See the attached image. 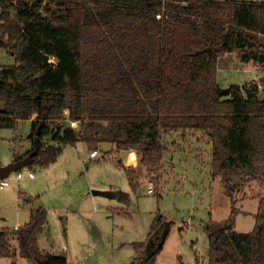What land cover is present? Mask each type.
I'll list each match as a JSON object with an SVG mask.
<instances>
[{"label": "trees", "instance_id": "16d2710c", "mask_svg": "<svg viewBox=\"0 0 264 264\" xmlns=\"http://www.w3.org/2000/svg\"><path fill=\"white\" fill-rule=\"evenodd\" d=\"M56 1L17 0L13 16L5 13L0 23L15 58L0 71V129L16 131L20 120L37 114L27 137L32 147L15 160L29 154L37 139L39 151L29 165H49L63 146L80 140L91 151L112 141L118 149L138 151L152 172L163 163L164 132L204 130L212 143V175L221 178L234 205L225 224L206 228L208 264H264V192L254 228L235 229L236 194L264 179V75L259 83L226 88L217 80L218 58L225 53L244 51L243 60L264 62V5L66 0L52 10ZM47 216L46 208H33L19 229L0 228V257L19 252L35 264H69L66 253L40 247ZM162 228L148 252L149 239ZM169 232L166 215L157 213L147 241L133 242L137 256L124 264H157Z\"/></svg>", "mask_w": 264, "mask_h": 264}, {"label": "rangeland", "instance_id": "374dc122", "mask_svg": "<svg viewBox=\"0 0 264 264\" xmlns=\"http://www.w3.org/2000/svg\"><path fill=\"white\" fill-rule=\"evenodd\" d=\"M63 1L50 4L52 10ZM260 38L264 43V35ZM5 43L0 35V64L12 65L15 58ZM243 53H225L218 58L217 80L223 88L233 83L260 82L264 62L255 58L245 61ZM260 94L263 97V92ZM31 123L22 119L16 131L0 129L3 165L31 145L27 138ZM185 134L163 135L164 162L157 171L150 172L142 164L138 151L117 150L111 142L98 148L106 156L90 158L91 149L80 140L63 146L49 165L24 166L19 170L21 179L18 171L11 172L10 185L0 188V228L14 230L15 225L30 220L31 209L44 207L48 224L39 236L43 250L66 253L69 264H124L137 256L133 242L147 241L154 217L162 213L170 232L157 264H208L206 228L225 224L234 205L221 178L212 175V145L206 132L191 130ZM30 171L35 178L28 176ZM150 185L154 192L149 191ZM101 191L112 195L105 196ZM263 192L264 179L254 180L238 191L236 230L248 232L254 228L258 196ZM163 232L164 228L149 239L148 252L157 247ZM9 238L16 248L17 240L11 235ZM0 264L35 263L17 252L15 258L0 257Z\"/></svg>", "mask_w": 264, "mask_h": 264}, {"label": "built area", "instance_id": "2783aa9c", "mask_svg": "<svg viewBox=\"0 0 264 264\" xmlns=\"http://www.w3.org/2000/svg\"><path fill=\"white\" fill-rule=\"evenodd\" d=\"M17 0H0V23H3L5 21L4 14L9 13L10 16H13L14 14V9H13V4L16 3ZM222 1V0H220ZM236 1H241V2H256L259 4L264 5V0H236ZM158 17H161V14H158ZM0 35L2 34V31L0 30ZM2 38V37H1ZM7 37H5L6 39ZM54 60V59H53ZM55 61V60H54ZM4 68V64H0V71ZM78 121L77 120H71V125L73 127L78 126ZM107 154H101L98 149L92 150L90 152V158H98L100 156H106ZM29 177H34V173L30 171L28 173ZM17 177L19 179L23 178V174L18 170ZM10 185V180L9 177H0V188H4L6 186ZM155 188L154 186H149V191L154 192ZM20 226L16 225L15 229H19Z\"/></svg>", "mask_w": 264, "mask_h": 264}, {"label": "water", "instance_id": "95a60500", "mask_svg": "<svg viewBox=\"0 0 264 264\" xmlns=\"http://www.w3.org/2000/svg\"><path fill=\"white\" fill-rule=\"evenodd\" d=\"M208 51L211 52L212 49L209 48ZM54 60L55 62L60 61L59 57L57 56L54 57ZM38 151H39V140L37 139L34 144V149L29 154H27L25 157L18 159V160H13L7 165L2 164L0 166V177H7L10 175L11 172L18 171L22 169L24 166L29 165L33 161L34 156L38 153ZM100 193L105 196L112 195V193L109 191H101Z\"/></svg>", "mask_w": 264, "mask_h": 264}, {"label": "crops", "instance_id": "0c3cea01", "mask_svg": "<svg viewBox=\"0 0 264 264\" xmlns=\"http://www.w3.org/2000/svg\"><path fill=\"white\" fill-rule=\"evenodd\" d=\"M68 114H69V110H66L65 111V117H66V120H69V117H68ZM36 116H37V114H34L31 118H28L31 122H32V120L34 119V118H36ZM194 130H197V129H194ZM188 131H191V130H188ZM187 132V131H186ZM186 132H183L182 130H173V131H170V132H164L163 134H162V141H164V138H163V135H176V133H177V135H179V133L180 134H184V135H186L185 133ZM183 135V136H184ZM207 135V134H206ZM187 136V135H186ZM185 137V136H184ZM209 138V137H208ZM194 139H197L198 141H199V138H194ZM209 141H210V139H208ZM202 141H205V140H202ZM202 141H200V142H202ZM30 143H31V145L29 146V147H27L25 150H23L22 151V153L23 152H25V151H27L28 149H30L31 147H32V142L31 141H29ZM105 142H111L113 145H114V142H112V141H105ZM105 142H103V143H105ZM103 143H101V145H103ZM210 143H211V141H210ZM163 144V143H162ZM100 145V146H101ZM211 145H212V143H211ZM164 148H165V145H164ZM117 150H119V149H117ZM135 150V149H134ZM165 150V149H164ZM211 150H212V148H211ZM136 151V150H135ZM21 153V154H22ZM110 154H111V151L109 152ZM114 153V152H113ZM164 154H165V152H163V156H164ZM16 157V156H15ZM13 160H15V158L13 159ZM12 160V161H13ZM163 162H164V159H163ZM30 178H35V176L34 177H30ZM32 210V209H31ZM16 226V225H15ZM15 226H14V229H15ZM18 226H22L21 224L20 225H18ZM14 261H16L15 259H14Z\"/></svg>", "mask_w": 264, "mask_h": 264}]
</instances>
